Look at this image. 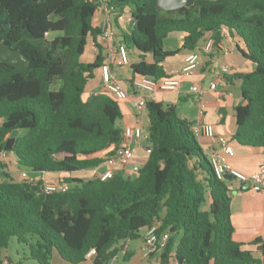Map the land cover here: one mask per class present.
Masks as SVG:
<instances>
[{"label":"trees","instance_id":"1","mask_svg":"<svg viewBox=\"0 0 264 264\" xmlns=\"http://www.w3.org/2000/svg\"><path fill=\"white\" fill-rule=\"evenodd\" d=\"M102 7L116 14V29L118 15L134 21L120 42L140 58L130 66L135 79L175 77L165 72L166 60L179 53L164 49L171 34L183 35L188 51L208 36L216 47L222 33L237 38L242 47L235 51L253 71L234 75L243 103L232 139L264 148V0H196L170 12L158 0H0V44L30 62L24 71L0 63V151L35 178L16 182L0 161L9 179L0 183V264H21L4 253L13 240L38 264H51L54 252L70 264H113L121 254L129 262L126 244L153 226L170 234L157 264H264V235L235 241L228 181L217 178L175 106L148 101L149 157L137 176L72 177L102 166L125 133L121 102L87 92L105 62L94 23ZM89 44L99 53L82 63ZM55 176L66 192L44 191Z\"/></svg>","mask_w":264,"mask_h":264},{"label":"crops","instance_id":"2","mask_svg":"<svg viewBox=\"0 0 264 264\" xmlns=\"http://www.w3.org/2000/svg\"><path fill=\"white\" fill-rule=\"evenodd\" d=\"M118 29H116V41H121L123 33L129 28L134 27V21L127 17V14L118 15ZM103 17V11L97 14V26H100V21ZM223 40L219 47H216L214 52L210 55L204 54V65L200 70L192 76L181 77L180 73L185 66V59L191 51L183 50L185 39L183 35L174 33L169 35L164 40V49L168 52L179 51L172 57H169L165 63V72L168 76L179 77L182 80L183 86L179 93L173 91H159L150 100L160 103L166 106H175L177 115L180 119L194 126L196 122L201 119L206 124H211L214 127L215 133L218 137H225L229 143L233 146L234 156H225L227 161L239 171L245 174H253L259 167L264 164V148L255 147H243L233 141L232 137L236 133V121H235V108L243 103L241 94V85L234 79V75L250 73L253 71V65L244 60L236 51L235 47L238 44L237 38L230 36L228 33H222ZM202 40L195 51L202 52L205 45V41L209 38ZM99 43L102 44L101 38ZM92 46V45H91ZM103 46V45H102ZM230 47L232 54L224 57L220 51V47ZM93 47V46H92ZM94 48V47H93ZM95 55L99 53L94 48ZM104 61L107 60V50L103 46L101 52ZM130 55V54H129ZM130 64L127 66H118L117 63L111 65L112 75L119 80L126 89L132 91L133 77L130 66L132 63L139 61V57L136 54L129 56ZM227 64L230 70L226 74H222V65ZM128 67L127 75L122 76L124 68ZM95 77L100 80V70H95ZM213 82H217V89L210 91V85ZM193 85H199L207 90L206 101L207 105L203 117L199 115L198 101L194 94L190 92V88ZM133 93V92H132ZM134 94V93H133ZM131 95L127 100L120 103L123 111V119L120 122L122 129L134 128L145 124L147 129L149 125H146V121H139L137 118V108L135 105L136 95ZM94 95H103L102 84L98 89H93L88 93V97ZM149 100V101H150ZM198 141L205 153V155L211 159L213 154L220 152V145L214 138L201 137ZM133 150V157L127 166H108L103 164L95 170L83 171V175H72L73 178L87 180L101 177V175L107 171H116L124 173L126 176H137L138 169L143 167L149 157V143L147 135L140 140L139 143H131ZM0 161L5 165L2 168L4 174L12 177V180L20 182L24 179H35L27 170H19L16 165V160L11 162L10 155L6 160L0 158ZM16 167L18 171L11 172L12 167ZM15 174H21L19 179L16 180ZM133 174V175H132ZM37 179V178H36ZM228 181L229 188L231 190V211L232 221L235 227L234 239L235 241L248 244L256 237L264 235V191H255L249 184L238 182L234 179H226ZM47 183L58 182V176L46 178ZM126 250L132 252V258L129 262L132 263L135 258L136 251L131 249V242L126 244ZM139 251L142 253L139 259V264H157L158 255L154 254L149 257L148 263L143 253V240ZM123 255L121 254L116 262H119ZM91 263V261H89ZM114 262L113 264H116ZM124 262V261H123ZM134 264V263H132Z\"/></svg>","mask_w":264,"mask_h":264},{"label":"built area","instance_id":"3","mask_svg":"<svg viewBox=\"0 0 264 264\" xmlns=\"http://www.w3.org/2000/svg\"><path fill=\"white\" fill-rule=\"evenodd\" d=\"M101 11H103V17L100 21L101 41L102 45L107 50V60L100 68L102 92L106 97H110L120 102L127 100L134 93L133 95H136L135 105L137 108V118L139 121H142V123L143 120H145L146 125H150V118L147 112L148 101L159 91H173L179 93L183 86V82L179 77L161 80L144 77L132 81V91L126 89L111 73L112 64L117 63L118 66H127L130 64V58L125 45L120 41H116V14L109 11L106 7H102L100 9V12ZM215 48V39L209 37L205 41L202 52H197L195 50L191 51L185 59V66L180 73L181 77L195 75L204 65V54H212ZM220 51L224 57L232 54V49L227 46L220 47ZM229 70V65H222L221 71L223 75L228 73ZM217 84V82L211 83L209 90L215 91L217 89ZM190 92L196 96L199 115L200 117H203L207 105V90L199 85H193L190 88ZM147 132L148 128H145V124L134 128H126L121 146L107 158L105 164L108 166H127L130 163L133 154L131 143H139L140 140L147 135ZM192 132L197 139L201 137L214 138L219 143L221 147L220 152L213 154L210 159L212 167L219 180H224L229 176L238 182L249 184V186L255 191H264V164H262L253 174H245L233 167L227 161L225 156L232 157L235 154L233 146L229 143L227 138L218 137L216 135L213 125L206 124L199 119L192 127ZM8 155V153L0 151V158L3 160H6ZM112 177L113 172L107 171L103 173L100 178L105 181ZM67 190L68 186L60 182L47 183L44 188L46 193L66 192ZM169 238V232L159 235L156 226H153L146 231L143 239V253L147 263L149 257L161 252L167 247ZM94 255L95 250L93 249L87 254V259L90 260ZM172 264H178V262L174 259Z\"/></svg>","mask_w":264,"mask_h":264},{"label":"rangeland","instance_id":"4","mask_svg":"<svg viewBox=\"0 0 264 264\" xmlns=\"http://www.w3.org/2000/svg\"><path fill=\"white\" fill-rule=\"evenodd\" d=\"M94 23L97 24V16H95ZM94 59H95L94 48L91 46V44H89L87 49H86L85 55L81 58V62L82 63H92V62H94ZM127 71H128V67L124 68V72L122 73L123 74L122 76H124L125 74L127 75ZM101 84L102 83L100 82V80H98V78L95 77L92 81H90L87 92L89 93L93 89H98L99 90V86ZM10 159H11L12 163H13V161H15V157L13 155H10ZM91 170H95V169H91ZM15 171H18V170L14 166V167L11 168V172H15ZM15 175H16L15 179L18 180L19 176L21 174H15ZM64 175H66L67 177L69 176L68 174H64ZM73 175L82 176L83 172L75 173ZM8 180L2 175V172L0 170V183H2V184L3 183H9ZM83 180H87L86 177H84ZM140 245H141V240H136V241H132L131 242V246H130L131 249L132 250H137L135 258L132 261V263H134V264H139L140 263L139 259H140V256L142 254L139 251ZM4 253H5V255H11L12 257H14V259L16 261H20L21 260V264H38V262L32 260L29 257V253L27 252V250L23 249L17 243L16 240H13L10 249L5 251ZM132 263L131 262H123L122 258H121V260L119 262H116V264H132ZM51 264H70V263L65 262L56 252H54L52 254V257H51ZM82 264H90V262L88 261V262H85V263H82Z\"/></svg>","mask_w":264,"mask_h":264},{"label":"water","instance_id":"5","mask_svg":"<svg viewBox=\"0 0 264 264\" xmlns=\"http://www.w3.org/2000/svg\"><path fill=\"white\" fill-rule=\"evenodd\" d=\"M40 3L43 0H32ZM196 0H158V6L164 11H178L183 8H189L194 5ZM216 1V0H212ZM0 63L7 64L18 71H24L29 68L30 62L18 50L12 49L5 44H0ZM226 179H232L227 176Z\"/></svg>","mask_w":264,"mask_h":264}]
</instances>
